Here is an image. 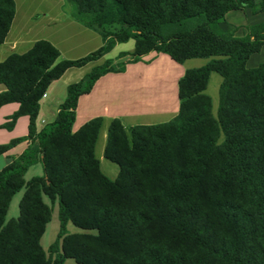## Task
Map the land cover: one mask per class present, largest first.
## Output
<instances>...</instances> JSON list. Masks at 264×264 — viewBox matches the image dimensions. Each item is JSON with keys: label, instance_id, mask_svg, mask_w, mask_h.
Segmentation results:
<instances>
[{"label": "trees", "instance_id": "obj_1", "mask_svg": "<svg viewBox=\"0 0 264 264\" xmlns=\"http://www.w3.org/2000/svg\"><path fill=\"white\" fill-rule=\"evenodd\" d=\"M64 1L75 21L100 35L96 49L59 59L52 43L38 39L0 60V106L18 103L3 126L28 117L25 135L0 144L1 154L28 141L0 169V264H264V62L245 65L264 45V21L241 36L220 28L227 11L262 12L264 0ZM14 13V0H0V44ZM130 39L132 51L68 83L53 120L36 130L52 81ZM151 51L177 63L208 60L178 78V111L170 119L127 130L110 120L103 157L118 166L110 179L94 155L102 118L72 130L77 98L101 75L122 72ZM211 72L221 76L215 116L204 92ZM35 163L41 174L25 180ZM21 188L19 214L5 220ZM53 205L58 231L43 249ZM68 222L87 231L70 233Z\"/></svg>", "mask_w": 264, "mask_h": 264}, {"label": "crops", "instance_id": "obj_2", "mask_svg": "<svg viewBox=\"0 0 264 264\" xmlns=\"http://www.w3.org/2000/svg\"><path fill=\"white\" fill-rule=\"evenodd\" d=\"M62 7L63 5L59 6L58 10L61 14H57L55 17L50 16V20H64L63 22H65V24H63L65 27L61 29L62 35L64 36L65 32H69L73 29L72 26H79L81 24L75 21L71 15L63 13ZM236 10L241 11L245 15V18L247 19V26L264 21V11L253 14L249 8L235 9L234 11ZM231 11L232 10L227 11L224 16L223 24L225 25V29L233 30L234 35L241 36L246 32L247 26H238L240 28H235L233 23H228L227 14ZM6 38L7 35L4 41L0 44V46H6L7 54H5L4 58L9 53L14 52L17 46L22 47V50H20L18 53L26 51L36 40L35 39L31 42H26L24 36H16L12 37L6 43ZM44 39L47 40L49 38ZM78 39L79 36L67 38V40L72 42H75ZM48 41L54 44V46L59 50L58 45L55 44L53 40ZM259 52H261L260 54L263 55L262 57L264 59V45L261 46L258 52L252 53L248 57L245 63L247 67H254L261 63L259 62ZM107 54L96 61L85 64L84 66H87L90 69L92 66L102 63L103 60L108 58L106 57ZM60 58L62 57L61 51L59 50V59ZM183 63L175 62L165 53L151 51L145 55H142L140 60L136 62L126 63L125 70L122 72H107L101 75L94 82L89 92L80 94L78 96L72 130H76L84 122L97 116L102 118L100 128L102 126L108 127L111 119L118 118L125 130L135 124H151L150 122H147L126 125L124 124L125 119L128 120L140 115L161 113L170 114V117L174 116L178 111L179 103L177 97V81L186 69L183 67V65H181ZM70 69L72 68L67 69L58 79L52 81L45 94L41 97L43 100L39 101V111L35 123L36 130H39L44 124L50 122L55 117L60 102H55L56 108L54 112L49 113L48 109L44 108V106L47 107V105L53 102V98H49V100L47 99L53 82L62 78L67 72H71V74L74 75V71H69ZM156 70L157 73L155 72ZM152 73L155 74L152 75ZM80 78V76H76L73 78V80L78 81ZM68 83H70V81L64 82L65 87ZM3 89L4 86L0 84V91ZM17 108V102H8L0 106V144L6 143L12 138L19 137L27 133V115L18 116L13 125L9 128L3 126V124L8 121V117L14 111H16ZM27 144L28 141H22L7 151L1 153L0 169L4 167L12 158L18 156L27 146Z\"/></svg>", "mask_w": 264, "mask_h": 264}, {"label": "rangeland", "instance_id": "obj_3", "mask_svg": "<svg viewBox=\"0 0 264 264\" xmlns=\"http://www.w3.org/2000/svg\"><path fill=\"white\" fill-rule=\"evenodd\" d=\"M15 2V13L7 33L6 43L12 37L24 36L26 42H31L32 40L49 38L47 40H53L55 44L58 45L59 50L61 51L60 59H75L84 56L88 52L96 49L100 44V36L83 26H72V30L65 32L64 36L62 35L61 29L65 27V22L62 20H50V16L55 17L57 14H61L59 6L63 5V13L70 15V5L64 0H14ZM62 18V17H61ZM249 20V18H248ZM227 22L233 23L235 28H240L241 26H247V19L241 11L232 10L227 14ZM64 23V24H63ZM240 26V27H238ZM222 30L225 29V25L220 24ZM230 30V29H229ZM234 34V32H233ZM77 37L79 39L75 42L67 40L69 37ZM76 39V38H75ZM54 45V44H53ZM22 47L17 46L14 52L18 53ZM133 49V40H128L127 42L117 43L111 49V51L106 55L108 58L115 59L119 52H130ZM260 61L263 62V55L260 54ZM7 54L6 46H0V60H2ZM208 59L205 58H190L187 59L183 64L185 68L198 67L206 63ZM90 69L87 66L82 68H72L69 71H74V75L71 72H67L62 78L53 82L51 90L48 94L47 99L53 98V102L49 105L44 106L48 109V112H54L57 102H62L65 96V81L75 82L74 77H82ZM157 73V70L155 71ZM155 73H152V75ZM152 77V76H151ZM221 81V76L212 72L209 76L206 88L204 92L211 99V113L215 116L216 109L218 105V87ZM43 98L40 100L42 101ZM56 102V103H55ZM48 113V115H49ZM170 114H150V115H140L135 118L125 119L124 124L130 125L134 123H159L170 119ZM107 127L102 126L97 135L94 144V155L99 160V168L101 172L110 179H114L118 172V166L116 163L109 161L103 157V149L106 141ZM222 139V136L219 137L218 141ZM42 172L39 164H33L30 166L24 174V179L28 180L34 175H40ZM24 188H21L13 194L10 199L9 205L6 210L5 220H8L13 217H17L19 214V201L22 197ZM43 200L49 204V200L46 196L43 195ZM67 230L70 233L74 232H85L83 230L71 224L67 223ZM58 231V219H57V206H52V213L50 220L46 223L43 233L40 236L39 243L43 249H46L49 244L54 240L56 233ZM63 264H77L73 259L66 258Z\"/></svg>", "mask_w": 264, "mask_h": 264}, {"label": "built area", "instance_id": "obj_4", "mask_svg": "<svg viewBox=\"0 0 264 264\" xmlns=\"http://www.w3.org/2000/svg\"><path fill=\"white\" fill-rule=\"evenodd\" d=\"M44 95V94H43Z\"/></svg>", "mask_w": 264, "mask_h": 264}]
</instances>
